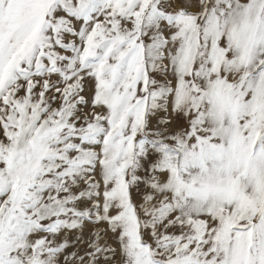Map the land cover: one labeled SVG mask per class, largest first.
Returning <instances> with one entry per match:
<instances>
[{"label":"snow or ice","instance_id":"obj_1","mask_svg":"<svg viewBox=\"0 0 264 264\" xmlns=\"http://www.w3.org/2000/svg\"><path fill=\"white\" fill-rule=\"evenodd\" d=\"M0 264H264V0H0Z\"/></svg>","mask_w":264,"mask_h":264}]
</instances>
